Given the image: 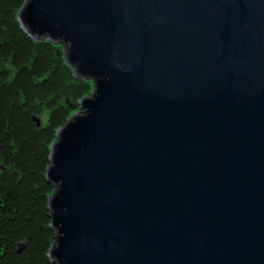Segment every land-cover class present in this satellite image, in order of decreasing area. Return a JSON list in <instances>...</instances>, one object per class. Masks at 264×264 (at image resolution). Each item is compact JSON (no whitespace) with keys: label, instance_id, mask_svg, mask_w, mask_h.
<instances>
[{"label":"water","instance_id":"95a60500","mask_svg":"<svg viewBox=\"0 0 264 264\" xmlns=\"http://www.w3.org/2000/svg\"><path fill=\"white\" fill-rule=\"evenodd\" d=\"M92 80L50 146L57 264H264V0H25Z\"/></svg>","mask_w":264,"mask_h":264},{"label":"trees","instance_id":"16d2710c","mask_svg":"<svg viewBox=\"0 0 264 264\" xmlns=\"http://www.w3.org/2000/svg\"><path fill=\"white\" fill-rule=\"evenodd\" d=\"M24 2L0 0V264H57L49 255L50 146L93 84L61 43L24 29L17 15Z\"/></svg>","mask_w":264,"mask_h":264},{"label":"rangeland","instance_id":"374dc122","mask_svg":"<svg viewBox=\"0 0 264 264\" xmlns=\"http://www.w3.org/2000/svg\"><path fill=\"white\" fill-rule=\"evenodd\" d=\"M76 111H78V109H76V110L73 111V112H76ZM73 112H72V113H73ZM42 120H43V122L46 120V114L42 116Z\"/></svg>","mask_w":264,"mask_h":264}]
</instances>
